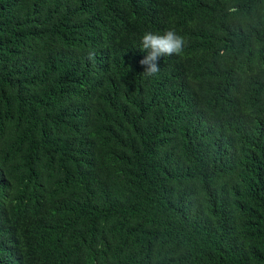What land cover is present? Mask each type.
Masks as SVG:
<instances>
[{"label": "trees", "instance_id": "obj_1", "mask_svg": "<svg viewBox=\"0 0 264 264\" xmlns=\"http://www.w3.org/2000/svg\"><path fill=\"white\" fill-rule=\"evenodd\" d=\"M0 264H264V0H0Z\"/></svg>", "mask_w": 264, "mask_h": 264}, {"label": "clouds", "instance_id": "obj_2", "mask_svg": "<svg viewBox=\"0 0 264 264\" xmlns=\"http://www.w3.org/2000/svg\"><path fill=\"white\" fill-rule=\"evenodd\" d=\"M142 50L147 51L148 55L141 60L145 71L142 76L154 77L160 72L157 61L160 57L179 56L184 51L185 40L174 30H168L163 35L146 32L141 40ZM95 53L89 54V59H94Z\"/></svg>", "mask_w": 264, "mask_h": 264}]
</instances>
